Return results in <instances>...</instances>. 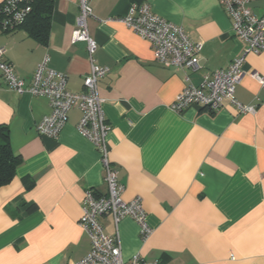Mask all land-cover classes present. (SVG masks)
Listing matches in <instances>:
<instances>
[{"label":"crops","instance_id":"crops-1","mask_svg":"<svg viewBox=\"0 0 264 264\" xmlns=\"http://www.w3.org/2000/svg\"><path fill=\"white\" fill-rule=\"evenodd\" d=\"M140 3L202 44L199 71L158 64L149 43L124 26L129 8ZM91 5L93 60L108 69L98 84L110 126L108 161L119 171L122 199H141L152 230L143 241L130 218L115 227L111 217H101L105 232L119 241L122 260L264 264V89L251 76H264V52L245 56L234 93L237 102L256 106L254 114L239 115L228 101L215 113L197 106L175 113L170 106L183 88L198 86L205 72L226 69L244 51L219 0ZM249 7L264 18V0ZM78 13L77 0H54L44 45L20 29L0 32L5 59L25 87L48 56V67L66 75V89L83 91L90 70L86 45L70 43ZM49 112L47 98L19 95L0 79V125L21 160L12 181L0 187V264H73L90 250L79 219L86 190L106 193L100 155L77 132L76 109L56 139L39 136L35 127Z\"/></svg>","mask_w":264,"mask_h":264},{"label":"built area","instance_id":"built-area-1","mask_svg":"<svg viewBox=\"0 0 264 264\" xmlns=\"http://www.w3.org/2000/svg\"><path fill=\"white\" fill-rule=\"evenodd\" d=\"M32 0H3L0 2V32L7 33L18 29L30 12ZM256 0H219L231 22L233 36L243 42L244 51L232 60L226 69L205 72L198 86L188 85L176 96L170 106L175 113H181L189 106H197L210 113L217 112L224 101L235 108L239 115L254 114L255 105H243L234 97L235 88L243 76L245 56L264 52V18L254 15L250 3ZM92 0H77L79 13L70 43L83 42L86 45L89 73L82 81L83 91L71 93L66 89V75L48 67L45 56L36 66L28 87L16 76L12 65L5 59L6 50L0 47V79L11 91L19 95L45 97L50 112L36 125L39 136L56 139L67 123L72 109L80 112L76 125L77 132L85 138L100 155L104 171L105 194H95L94 190L84 192L79 226L88 236L90 250L80 261L73 264H149L138 256L124 262L120 244L115 236L107 234L99 219L111 217L113 224L124 218L133 220L144 241L151 235L146 221V213L139 197L126 202L122 199L124 186L119 181V171L108 161L106 136L110 131L99 95V82L108 69L94 63L96 43L89 35L87 22L93 17ZM126 28L149 43L155 61L174 70L197 72L202 68L200 53L202 44L193 42L181 26H177L154 14L148 3H140L129 8L121 20ZM260 88L264 89V76L251 75Z\"/></svg>","mask_w":264,"mask_h":264},{"label":"trees","instance_id":"trees-1","mask_svg":"<svg viewBox=\"0 0 264 264\" xmlns=\"http://www.w3.org/2000/svg\"><path fill=\"white\" fill-rule=\"evenodd\" d=\"M53 6L54 0H32L29 3L30 12L18 29L37 43L46 44ZM20 163V158L14 155L10 148L8 129L0 125V187L12 181L16 168ZM25 184L27 188L32 186V182H26Z\"/></svg>","mask_w":264,"mask_h":264}]
</instances>
